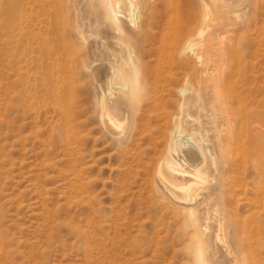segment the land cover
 Returning <instances> with one entry per match:
<instances>
[{
  "label": "rangeland",
  "instance_id": "obj_1",
  "mask_svg": "<svg viewBox=\"0 0 264 264\" xmlns=\"http://www.w3.org/2000/svg\"><path fill=\"white\" fill-rule=\"evenodd\" d=\"M101 3L0 0V264H199L196 237L207 264H243V256L264 264V178L252 164L256 157L239 139L241 146L227 144L238 131L224 127L225 146L209 123L227 107L226 113H254L257 105L263 111L264 0H138L141 19L135 25L129 1H122L115 9L123 33L116 30L112 9ZM55 5L63 53L75 66L71 96L56 100L41 78H32L37 65L29 52L31 31H38L40 19L53 20ZM196 19L208 40L206 49H197L206 74L193 72L198 60L179 55L177 34L187 23L197 28ZM34 46L32 54L39 56ZM123 57L139 58L145 90L107 96L124 123L112 132L99 106L111 67L125 66ZM181 87L188 92L182 94ZM180 118L221 154L190 197L195 221L154 181L161 175L168 126ZM197 118L206 130H198Z\"/></svg>",
  "mask_w": 264,
  "mask_h": 264
},
{
  "label": "bare ground",
  "instance_id": "obj_2",
  "mask_svg": "<svg viewBox=\"0 0 264 264\" xmlns=\"http://www.w3.org/2000/svg\"><path fill=\"white\" fill-rule=\"evenodd\" d=\"M97 1H101L103 4L106 5L107 8L112 9V12L114 14L113 23L116 27V30L119 33H123L124 31H123L121 23L118 19L119 16H118V13H117L115 8H119L122 1H129V4H130V10H129L130 21L132 23H134V25L139 22V18H140L139 15L141 12H140L139 7L136 4V1H138V0H97ZM39 3H40V5H42L43 1H39ZM181 5H182V3H181ZM54 9H55V17L53 18V20H52V18L40 19V20L38 19L39 25H41V24L42 25L40 26V28H38L37 32H35V29L31 31V32H34V34L32 35V37L30 39L29 52L31 54V57H30L31 62L37 65V68H35L33 66V69H35V71L32 73V78L35 80L41 78L43 83L47 87L48 94L50 95V97H52L53 99L56 100L57 98L62 97V96L63 97L66 95L71 96L72 88H73L72 85L74 82V81H72V79H73L72 77H73V73H74L73 70H74L75 66H74V63L72 62V60H69L67 57L64 56V53H63L64 45H63V41H61L62 38H61L59 23H58V8L56 5H55ZM166 13H167V10H166ZM204 14H206V13H204ZM181 17H182V15H181ZM183 17L186 18L185 15ZM157 18H158V16H157ZM168 18H169V16H168ZM199 19H196L197 24L195 27H197V28H195V29H197V31L193 28H189V24L187 23L188 22L187 21L186 22L187 24L185 25V27L180 28L176 38H177V42H181L182 43L181 46L183 45V50H181L179 55L182 54V57L192 56V58L196 59V60L194 59L195 62H197V60H198V63H196L193 67L194 68L193 72L197 73L198 71H201V72L203 71L205 73V71L203 69L206 66L204 67V64H203L204 60L202 59L203 60V62H202V60L200 59L202 56L198 52L200 51V49L202 51L204 49H206V48H204V45H205L206 41H208V40H206L204 42V39H207V38H203L202 26L204 27V25L199 27V25H201V22L199 21ZM162 20H160V21H162ZM163 21H162V23H163ZM171 21H170V23H171ZM184 21H186V20H184ZM191 21H192V19H191ZM203 21H204V19H203ZM140 22H141V20H140ZM168 22H166V23H168ZM174 22H175V20H174ZM193 22H194V20H193ZM148 25H149V22L145 21L144 27L148 26ZM78 31L80 33L79 35H81L82 31H80V30H78ZM173 32H175V31H173ZM38 36L41 38V40H42L41 42L37 41ZM169 38H170V36H169ZM83 40H84V38H83ZM50 41L54 42V44L51 47H48L49 46L48 43H50ZM17 42H19L18 39H17ZM35 43L38 44V46H39V53H40L39 56H35L32 54L35 51V46H34ZM181 46L179 45L180 49H182ZM197 49L199 51H197ZM178 51H180V50H178ZM131 56H132V54H131ZM178 58H180V57H178ZM124 61H125V66L124 65L123 66H117L118 65L117 64V65H115L116 67H111L112 68V75L108 81L109 82L108 94H104V96H102L103 98H102L101 104L99 106L101 108L100 113H101V117L103 120L102 122H104L106 127L109 130H111L112 132H118L119 129H122L124 127V123H122L119 120V117L116 114L117 109H118L117 105L111 106L107 101V96L112 97V96L121 94L123 92H125V93L126 92H134V91L140 92V91L145 90V89L144 90L141 89L144 86V83H143L144 81H142V87H141V83H140L141 73H140V70L138 67L139 58H137L136 61H133V60L132 61H130V60L126 61V59H124V57H123V62ZM191 64H189V66H190L189 68H191ZM119 65H121V64H119ZM111 66H112V64H111ZM193 72H189L188 74H185V78L190 79ZM206 72H207V74L209 73V71H206ZM38 73H40L39 74L40 76L37 75ZM201 76L203 77L204 75L200 74V77ZM196 77H198V76H196ZM201 79L203 80V78H201ZM211 79H212V76H211ZM211 79H209V80H211ZM213 79H214V77H213ZM221 79L223 82L228 81V79L224 78V76H222ZM216 81H220V79H218ZM198 82L200 83V81H198ZM202 83H203V81H202ZM220 84H222V83H220ZM225 85H227V84H225ZM222 86L223 85H221V88H222ZM215 88H216V86H215ZM188 90H189V88H187V87H181L180 88V91L182 94H185L186 92H188ZM43 91H44V89H43ZM233 93H234V91H233ZM140 94L143 95V92H141ZM223 94H225V95H223V98H222V94L220 96V98H221L220 99L221 101L219 102L220 104H222L221 102H224L226 100V99H224L225 98L224 96H227V95H226V93H223ZM25 95H26V93H25ZM229 96L234 97L233 94H230ZM231 97H229V99H231ZM236 98H238V97L235 96L233 99H236ZM199 99H201V98L199 97ZM233 99H232V101H233ZM239 100L241 101V99H239ZM236 102H238V101H236ZM180 104H182V106H183V103H180ZM223 106L224 105H222V107ZM262 107H263V111H262V109H261V111H259V109H257L258 105L254 109L252 108L251 110L254 113H251V111L250 112L246 111L244 113H242V112L237 113L238 111L236 112V110H234L233 113L232 112L226 113V111L229 109V107H227L228 109L226 110V108H225V110H226L225 113L221 112L222 114L221 115L219 114L220 118L218 116H216L215 114L211 115L210 116L211 121H209V123H211V125H212V126L210 125V127H212L214 130H216L218 132L217 136H216V138H217L216 140H218V142H220V143L222 142L221 141L222 137H220V136L222 135L221 134L222 130H223V132H224V130H226L224 128V127H226V125L229 127V130L226 131L227 133L230 131V133L233 132L235 134V130L238 131V133H236L234 135L235 137H231L232 135H229V137H231L230 141L223 139L225 146L227 143L226 141H228L227 144L229 146L234 144V142L238 141L237 142L238 146H241V144L244 143L246 146H248L249 149L253 150V151H251V152H253V155L252 154L251 155L252 156L255 155L256 158L254 157L255 158L254 162L252 161L253 159H251L252 164L254 163V167H255L256 171L258 172V174H260V176L262 178H264V166H263L264 162H262V161H264V160H262V159H264L262 157V156H264V103H263ZM235 108H233V109H235ZM243 108H244V106H243ZM237 110H239V109H237ZM241 110H242V108H240V111ZM27 114H28V111L25 114V116ZM182 120L180 118L178 123L172 122L173 124L168 126V128L170 129V130L168 129L170 131V132L168 131L170 133V137H168L169 138V140L167 142L168 145L166 146L167 148H165V150H167V151L164 153V156L161 160V167H159V170H158V171H160L161 175L155 176L156 178L154 181H155V185L160 187L164 191H166L170 195L169 197L174 199V201L177 202V204L179 206L181 205L182 207L187 208V210L190 211V214L192 216L191 221H195V210H194L195 203H192L190 201V197H191L192 193L194 192L195 188L199 184H202L203 182H205L207 180V173L209 171L208 170L209 167L212 165L216 166V161H217L216 158L218 156L219 151L217 150L218 151V153H217L215 150V147L208 145L209 138L207 135L201 137L202 139H198V137H197L198 133L196 132L197 129L189 130L187 125H183L184 122H187V118L185 121H184V119H182ZM190 121H192V120H190ZM194 122H195V124H196V122H197V124H199L197 127V128H199L198 130L203 131V130L207 129V127L205 126L206 123L203 124V121H201V119L197 118V121L195 119ZM169 133L167 135H169ZM214 134H216V133H214ZM240 134H241V137L239 136ZM213 136H215V135H213ZM238 139L242 141V142H240L241 143L240 145H239ZM218 142H217V144H218ZM224 143L222 142V144H224ZM234 145H236V144H234ZM246 146H243V147H246ZM217 147H218V145H217ZM243 147H242V149L244 151L245 148H243ZM221 148H223V147H221ZM228 148H230V147H228ZM228 148L225 147V149H228ZM235 148H236L235 146H234V148L232 147L233 150ZM232 149H230V150H232ZM239 149H241V147ZM242 149H241V151H242ZM220 150H222V149H220ZM228 150H227V152L230 151V150L229 151ZM222 151L225 153V150H222ZM227 171H229V170H227ZM76 173H75V175L77 177L79 176L78 174H80L79 177H83V176H81V172L78 173L76 171ZM80 179L81 178L78 179V181L80 182V183L77 182L78 184H81L82 182H84L82 180L83 178L81 179V181H80ZM170 186H174V188L179 189V191L181 190V192L184 194L185 197L182 198V200L175 197V195L172 193L173 192L172 189H170ZM202 187H204V186H202ZM78 188H81V185ZM82 190L84 191V189L82 188L80 190V192H83ZM173 190H175V189H173ZM84 192H86V191H84ZM207 193H208V191H207ZM194 224L196 225L195 222L193 223V225ZM195 231H194V233H195ZM195 236H196V234H195ZM1 241H2V237L0 235V250L3 251L4 249L1 245L2 244ZM195 241H196V245H197L196 255L199 258V264H207V260H206V256H205V250L203 248L204 246H202V240L200 238L196 237ZM228 249H229L230 253L233 252V250L231 249V247L229 245H228ZM209 256H210V254H209ZM242 260L244 261L243 264H251V261H250L249 257H247V256L246 257L243 256Z\"/></svg>",
  "mask_w": 264,
  "mask_h": 264
}]
</instances>
